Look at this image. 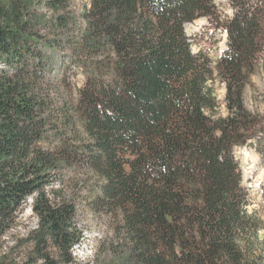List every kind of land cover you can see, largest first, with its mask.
I'll return each instance as SVG.
<instances>
[{"label": "trees", "instance_id": "trees-1", "mask_svg": "<svg viewBox=\"0 0 264 264\" xmlns=\"http://www.w3.org/2000/svg\"><path fill=\"white\" fill-rule=\"evenodd\" d=\"M80 1L0 0V264H264L236 153L264 163L244 101L264 0ZM202 17L227 35L215 59L186 32ZM80 207L112 219L87 261Z\"/></svg>", "mask_w": 264, "mask_h": 264}, {"label": "rangeland", "instance_id": "rangeland-1", "mask_svg": "<svg viewBox=\"0 0 264 264\" xmlns=\"http://www.w3.org/2000/svg\"><path fill=\"white\" fill-rule=\"evenodd\" d=\"M216 1L222 15L232 14L228 0ZM75 4L81 7L80 0H75ZM186 32L193 37L192 49L197 51L200 48H204L209 51L213 59L218 57L225 48L226 33L221 29H215L214 25L209 23L206 18L202 17L194 20L186 27ZM75 78L77 79V83H81L83 76L78 73ZM213 84L214 92L219 102V112L222 115H226L227 110L224 102L225 86L218 79ZM244 101L247 108L257 113L261 118V127L257 133V137L262 139L264 143V67H258L250 76V80L244 90ZM236 153L240 159L243 183L248 187L252 196L253 202L250 205V209L260 208L264 202V163L262 162L261 155L255 150L254 145L238 147ZM83 193H86V191H83ZM80 212L83 238L75 246L73 253L78 261H87L94 258V254L98 252L102 241L112 234V219L109 215L96 214L89 207H80ZM36 226L37 218L27 204L21 214L18 233L24 234ZM262 233L264 235V231Z\"/></svg>", "mask_w": 264, "mask_h": 264}, {"label": "water", "instance_id": "water-1", "mask_svg": "<svg viewBox=\"0 0 264 264\" xmlns=\"http://www.w3.org/2000/svg\"><path fill=\"white\" fill-rule=\"evenodd\" d=\"M190 24H191V23H187V24H186V27H187L188 25H190Z\"/></svg>", "mask_w": 264, "mask_h": 264}, {"label": "bare ground", "instance_id": "bare-ground-1", "mask_svg": "<svg viewBox=\"0 0 264 264\" xmlns=\"http://www.w3.org/2000/svg\"><path fill=\"white\" fill-rule=\"evenodd\" d=\"M75 246H76V245H75ZM75 246H73V251H74ZM73 251H72V252H73ZM73 254H74V253H73Z\"/></svg>", "mask_w": 264, "mask_h": 264}]
</instances>
